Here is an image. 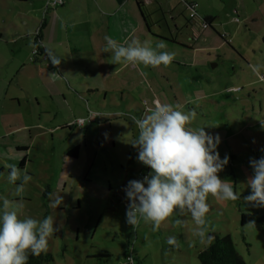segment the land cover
Here are the masks:
<instances>
[{
  "label": "rangeland",
  "instance_id": "374dc122",
  "mask_svg": "<svg viewBox=\"0 0 264 264\" xmlns=\"http://www.w3.org/2000/svg\"><path fill=\"white\" fill-rule=\"evenodd\" d=\"M214 1L221 20H233L227 26L218 27L220 33L214 32L215 38L202 42L209 46L202 52L206 61L203 69L194 72L195 78L210 75L211 88L203 90L213 93L209 99H198L187 105L180 82L172 79L178 99L170 104L179 105L184 112L193 110L191 106L195 108L197 116L192 127L213 126L206 127L205 131L219 135L217 151L221 159L229 157L219 176L232 183L240 198L217 201L209 196L210 234H231L248 264H264V230L246 227L241 220L243 213L264 215V207L244 200L251 194L248 187V179L253 175L250 159L264 157V69L256 74L244 62L246 58L252 61L251 65L264 64V41L259 37L264 34V0ZM242 3L250 12L248 18L237 14V9L244 6ZM28 5V2H21L22 17L20 9L11 8L10 14L14 16L10 22L13 25L9 26L11 36L8 34L0 40V208L3 198L22 199L23 217L53 218L59 231L49 238L47 252L53 258L46 264H201L198 254L209 244H201L194 236L196 225L190 214L170 217L158 231H153L151 225L143 221L136 229L126 223L128 200H119L116 193L126 195L123 187L128 181L140 180L151 171L137 160L138 151L131 141L133 132L126 122L128 117L112 115L109 122L92 123L94 126L89 131L61 125L64 115L61 113L65 112L62 108L66 110V105H75L77 101L66 87L69 81L47 77L46 64L50 62L42 63L37 60L39 54L32 53L34 37L45 15L23 16ZM255 7L259 9L257 12ZM236 26L242 31L234 39L232 34ZM248 27L254 33L248 38L250 41L242 42L249 33ZM225 33L227 38L220 36ZM18 35L23 38L17 39ZM24 53L30 56H26V60H33L43 71L23 66ZM190 70L188 67L189 76ZM179 71L181 78L186 75L184 70ZM78 82L89 85L93 79L80 76ZM232 84L240 86L237 92H218ZM45 88L55 91L54 101L44 95ZM196 89V93L203 91L200 87ZM62 93L67 100L64 101ZM79 97L85 114L89 110L96 112L97 108L126 109L128 103L133 102H121L117 96L114 99L108 96L104 102L94 93L77 95V100ZM146 101L143 102L146 107L153 106ZM67 115V119H72L69 112ZM67 121L64 124L67 125ZM135 135L137 139L138 128ZM75 146H80L77 158L68 154ZM8 164H15L32 176L19 196L16 185L8 182ZM59 197L63 198V203L56 206ZM172 237L175 242L170 243Z\"/></svg>",
  "mask_w": 264,
  "mask_h": 264
},
{
  "label": "crops",
  "instance_id": "0c3cea01",
  "mask_svg": "<svg viewBox=\"0 0 264 264\" xmlns=\"http://www.w3.org/2000/svg\"><path fill=\"white\" fill-rule=\"evenodd\" d=\"M235 1L239 2L240 0ZM21 2H28L29 4L23 16L37 18L41 14L45 15V19L39 26L43 52L37 56V60L39 59L45 64L46 61L50 62L46 64L49 68L45 72L47 73L46 76L54 77L63 82L69 81L66 87L71 93L70 96H75L77 101L75 105L74 103L66 105V110L62 108V111L65 112L61 113L64 114L63 121L60 122L63 123L61 125L89 131L93 128L92 123L94 122L104 124L110 121L109 117L112 115H117L119 118L121 115L126 116L128 117L127 125L133 132L132 143L136 140L134 139L136 138V119L146 115L157 101L170 104L171 101L178 99V94L171 82L172 79L180 82V91L186 95L185 103L187 105L198 99L210 98L213 91L208 93L203 90L211 88V84L209 85L211 79L208 78L210 75L205 76L206 78L203 77L206 79L207 85L202 77L195 78L194 76V72L203 69L201 67L206 61L202 52L209 46L202 42L215 38L214 32L220 33L217 28L227 26L229 21L233 20L231 18L227 22L222 21L217 7L214 6L215 1L212 2V0H65L63 5L55 7L48 6V0H0V40L9 36V26L13 25L10 22L14 20V16L12 18L10 14L11 8L17 9V11L23 9ZM192 2L197 3L196 11L199 16L213 17L209 27H198L196 38L194 26L189 18V4ZM242 4L244 6L242 5V9H237V14L241 13L245 15V18L250 17L246 4ZM254 10L257 12L259 9L255 7ZM19 13L22 17L23 10ZM220 20L221 22L218 23ZM235 20L240 22L241 19L236 17ZM247 29L249 35L246 34V38L242 42L254 33L250 27ZM239 31H242V28L236 26L232 34L234 39H236ZM105 36H111L120 43L132 39H138L141 42L147 40L153 47L157 42L164 41L167 45L166 50L175 53V58L171 64L173 68L163 65L159 68H146L143 65L113 64L111 53L104 52ZM220 36L227 38V33L220 34ZM259 37L264 41V34L259 35ZM18 38L21 39L23 36L18 35ZM17 42L18 40H15V43ZM222 42L224 43V41ZM33 44L36 47L35 37ZM25 45L28 46V43L26 42ZM241 45L244 44L241 43ZM238 51L240 53L241 49L238 48ZM26 56L28 54L24 53L23 66H31L38 69L39 72L43 71L40 65L33 63V60L30 61L28 58L26 60ZM244 62L248 66L252 64V61L246 58ZM188 67L191 68V76L187 73ZM179 70H184V75H186L181 78ZM80 76L93 79L95 84L79 83ZM247 84L251 83L247 82ZM197 87L203 91L196 93ZM238 88L240 86L232 84L221 88L218 92L232 93L237 92ZM81 90L86 92L82 93ZM44 91L46 97L52 101L55 100L56 93L54 90L45 88ZM85 93H94L96 98H100L104 102L108 96L112 99L117 96L121 102L125 100L133 102L128 103V107L123 108L124 110L122 108L117 110H99L97 108L95 109L96 112L89 110L85 114V109L80 101L81 97L77 100V95L81 96ZM62 95L64 101L67 100L66 94L62 93ZM144 101L153 103V106L146 107L147 105L143 104ZM173 105L175 106V104ZM190 108L196 111L192 106ZM123 111L126 113L123 114ZM68 112L71 117L73 116L72 119H67ZM95 115H97L96 118H94ZM80 118L85 119L83 125L75 123ZM65 121H67V125L64 124ZM69 124L70 126H68ZM73 149L77 150L74 156L70 155ZM73 149L68 154L77 158L80 154V146H75ZM123 196L126 198V195Z\"/></svg>",
  "mask_w": 264,
  "mask_h": 264
},
{
  "label": "clouds",
  "instance_id": "9594fccd",
  "mask_svg": "<svg viewBox=\"0 0 264 264\" xmlns=\"http://www.w3.org/2000/svg\"><path fill=\"white\" fill-rule=\"evenodd\" d=\"M104 52L111 53L113 64L143 65L159 68L171 66L175 53L166 50L164 41L155 47L147 40L132 39L120 43L111 36H105ZM259 74L264 64L251 65ZM197 113L184 112L180 106L157 101L146 115L136 119L138 138L132 143L137 149V160L151 169L140 180H130L123 189L128 200L126 223L132 229L141 221L158 231L163 222L174 215H189L196 228L194 236L201 244H211L208 198L217 201H236L240 197L228 180L220 178L229 162V157L221 159L217 151L220 137L205 131L206 127H192ZM253 175L248 179L251 194L244 197L247 203L264 207V157L250 159ZM8 182L16 185L19 196L31 180L26 170L15 164L7 165ZM17 181H20L17 184ZM63 198L56 199V206ZM24 202L3 198L0 208V264H28L29 256L39 257L48 251L49 238L57 231L53 218L43 220L23 217ZM180 223L179 220L176 221ZM246 227H255L249 220ZM170 243L175 238L169 239Z\"/></svg>",
  "mask_w": 264,
  "mask_h": 264
},
{
  "label": "trees",
  "instance_id": "16d2710c",
  "mask_svg": "<svg viewBox=\"0 0 264 264\" xmlns=\"http://www.w3.org/2000/svg\"><path fill=\"white\" fill-rule=\"evenodd\" d=\"M212 20L213 17L205 18V21L209 24V26ZM192 25L194 26L195 32H197L198 24L192 23ZM35 43L39 49V54L42 53L43 48L41 46L42 42L40 30L35 35ZM76 152L77 150L73 149L70 152V155L74 156L76 155ZM124 188L125 187H123V189ZM119 194L120 193H116L119 200L126 202V198H124L123 194ZM241 220L243 225H245L249 220H254L256 228L258 230H264V215L262 214L243 213ZM52 258V254L49 252L42 253L39 257L30 255L28 264H46L48 261L52 260ZM198 258L201 264H248L238 251L231 234L214 236L211 244L199 252Z\"/></svg>",
  "mask_w": 264,
  "mask_h": 264
},
{
  "label": "built area",
  "instance_id": "2783aa9c",
  "mask_svg": "<svg viewBox=\"0 0 264 264\" xmlns=\"http://www.w3.org/2000/svg\"><path fill=\"white\" fill-rule=\"evenodd\" d=\"M64 2H65V0H48V6H53V7L60 6V5H63ZM196 6H197V3H195V2H192L189 4V9H190L189 18L191 19L192 23H196V24H198V27H202V28L209 27V24L205 21V18L198 15V13L196 11ZM194 34H195V38H196L198 31L194 32ZM33 54L34 55L39 54V49L37 46L34 48ZM84 122H85V119L80 118L75 123H77L79 125H83ZM128 258H130V257H128Z\"/></svg>",
  "mask_w": 264,
  "mask_h": 264
}]
</instances>
